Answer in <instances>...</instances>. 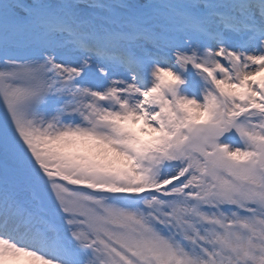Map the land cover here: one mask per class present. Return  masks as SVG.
Segmentation results:
<instances>
[{
    "label": "snow or ice",
    "instance_id": "obj_1",
    "mask_svg": "<svg viewBox=\"0 0 264 264\" xmlns=\"http://www.w3.org/2000/svg\"><path fill=\"white\" fill-rule=\"evenodd\" d=\"M0 264H264V0H0Z\"/></svg>",
    "mask_w": 264,
    "mask_h": 264
}]
</instances>
